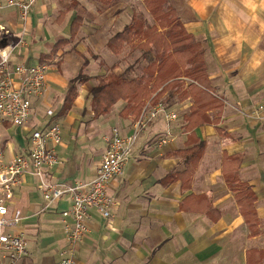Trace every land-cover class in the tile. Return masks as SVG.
<instances>
[{
    "label": "crops",
    "instance_id": "0c3cea01",
    "mask_svg": "<svg viewBox=\"0 0 264 264\" xmlns=\"http://www.w3.org/2000/svg\"><path fill=\"white\" fill-rule=\"evenodd\" d=\"M139 1L144 3L37 0L25 21L16 8L0 10V24L11 31L0 40L10 52L11 66L50 63L47 91L33 100L34 113L22 132L26 135L28 130L61 121L67 142L62 139L61 145H55L60 162L49 170L53 182L75 184L92 178L107 148L106 144L91 153L100 146L99 137L107 143L115 127L122 135L132 132L137 114L132 108L124 109L123 100L111 115H95L90 80L78 84L72 107L59 112L72 80L85 65L91 72L92 66L100 64L101 50L113 54L108 40L128 24L109 35L113 23L121 17L132 19L140 10L135 7ZM169 2L184 28L201 43L210 87L223 107L209 110L208 119L192 130L186 129L190 109L181 111L173 122L159 115L145 126L123 174L111 181L116 200L111 217L91 209L89 233L74 249L75 264H218L215 260L222 262L226 256L227 264H264V108L261 117L254 116L264 106V0H200L196 9L192 0ZM78 16L82 25L70 39ZM63 39L67 43L53 51ZM187 79L180 77L181 87L165 93L168 110L180 111L192 98L169 103L172 93L187 90ZM45 104H55L57 110L49 114L53 107L45 110ZM0 123L12 129L10 122ZM167 130L171 137L162 144L160 136ZM196 142L204 146L199 158L188 151ZM27 150L24 141L17 146L5 142L0 159L7 163ZM72 152L81 153V159H70ZM242 185L256 195L258 222L253 225L239 203ZM45 204L37 177L24 174L9 211L22 213L13 229L26 237L29 254L15 264H59L62 251L68 248L62 211L70 204L69 196L43 209Z\"/></svg>",
    "mask_w": 264,
    "mask_h": 264
},
{
    "label": "built area",
    "instance_id": "2783aa9c",
    "mask_svg": "<svg viewBox=\"0 0 264 264\" xmlns=\"http://www.w3.org/2000/svg\"><path fill=\"white\" fill-rule=\"evenodd\" d=\"M36 1L0 0V10L16 8L25 21ZM10 34V29L0 24V40ZM49 65V62L43 61L35 65L18 63L11 66L10 52L0 44V121L21 126L30 120L34 113L32 97L42 96L47 91ZM263 108L259 106L254 116L261 117L260 110ZM48 113L53 112L48 110ZM159 115L168 122L178 119V113L168 110L162 102L155 105L148 103L134 120L130 134L122 135L118 128H113L111 135L106 138L107 148L95 175L75 184L56 183L48 178L49 170L60 162L55 150V145L63 139L62 128L58 123L50 122L44 128L34 130L26 152L14 155L7 163H2L0 159V264H7L6 260L8 264H15L29 254L26 237L13 229L20 223L22 213L20 210L9 211L14 189L26 173H32L38 179L46 202L43 209L69 196L70 204L62 211L68 248L62 251L59 264H75L74 249L89 233L91 209H96L106 218L111 217L116 204L110 191L111 181L123 174L143 129ZM169 137L171 133L167 130L160 136L159 142L166 144Z\"/></svg>",
    "mask_w": 264,
    "mask_h": 264
},
{
    "label": "trees",
    "instance_id": "16d2710c",
    "mask_svg": "<svg viewBox=\"0 0 264 264\" xmlns=\"http://www.w3.org/2000/svg\"><path fill=\"white\" fill-rule=\"evenodd\" d=\"M144 4L154 22L150 23L143 11H135L123 30L109 38L108 47L114 55H119L128 45L136 43V47L148 52L145 55L148 57V64L141 75L132 77L117 73L115 69L118 65L112 64L106 74L97 78L91 89L92 109L96 116L105 115L118 101L123 100L126 102L124 109L132 108L133 113L138 116L147 101L151 105L158 102L164 104L165 93L176 87L179 89L180 77L186 76L190 83L187 90H181L179 100L188 97L193 99L190 110L185 115L186 129L192 130L208 119L209 110L223 107V101L210 87L202 45L184 28L169 0H144ZM81 25L82 18L78 16L72 22L70 39L77 35ZM67 41L68 39H63L58 42L53 51L57 50L58 44ZM151 50L155 51L154 57L149 55ZM81 75L72 80L59 114L66 113L72 107L78 94V84L85 81L81 79ZM203 147L202 142H196L188 151L199 158ZM237 195L246 220L250 225L256 224L255 193L249 186L242 185Z\"/></svg>",
    "mask_w": 264,
    "mask_h": 264
},
{
    "label": "rangeland",
    "instance_id": "374dc122",
    "mask_svg": "<svg viewBox=\"0 0 264 264\" xmlns=\"http://www.w3.org/2000/svg\"><path fill=\"white\" fill-rule=\"evenodd\" d=\"M135 7L144 12L147 20L150 23L154 22L152 16L149 15V13L146 11L144 3L142 1L141 2L139 1L138 3H136ZM130 21H131L130 16L124 17V18L121 17L117 24L113 23V31H112V33H109V35H112L115 32V30L121 29L126 23H129ZM114 22H115V20H114ZM136 45H137L136 43H134V45H128L126 47V49L124 50V52L119 54V55L110 54L109 51L106 53L105 50L104 51L101 50L100 56H99V58H101V60L97 61V62H100V64H96V65L92 66L93 69L91 72H89L88 69L85 68L86 67V65H85V67L82 69L83 73L81 75V79H85L86 81L90 80L91 85H94L97 82V78L99 76L106 74L109 67L114 63H116L118 66H120V68L116 70L120 74H123V75L128 76V77L141 75L143 73V68L145 66H147V64H148V57H146L148 52H143V50H141L139 47H136ZM91 52H93V54H96V52L94 50H91ZM149 55L154 57L155 51L151 50V52H149ZM88 56H89V58L93 57L91 54H88ZM102 56H104V57H102ZM91 59H94V58H91ZM131 69H134L136 71L135 75L133 74ZM188 81L190 82V80H188ZM88 85L89 84H86L85 88ZM178 96H179L178 92L172 93V95L169 99V103L170 102L176 103L179 100ZM32 99L36 100L37 98L33 96ZM188 99H189V101L185 103V105L181 108V110L176 111L177 113H179L178 116L181 114V111H185V110L190 109L191 104L189 105V102L192 101L193 99L192 98H188ZM118 105H119V102L113 106V108L109 112L110 114L109 113H107V114L111 115L118 108ZM45 106H46L45 110L48 107H53L51 109L52 112H54L55 109L57 110V108L55 107V104H51V106H50V104H45ZM55 123L62 125L60 120L55 121ZM26 124L21 125V126L12 125V129L7 130V128L4 127V125H2L0 123V148L5 142L7 143V145H9L10 143H14L15 146H17L20 143V141H24L25 143H28V148H29L31 145V133L33 131L29 132L30 130H28V134L24 135L22 132V128H25L24 126H26ZM62 133H63V137H64V132H62ZM106 133L109 135L111 133V128L108 129L106 131ZM99 139L101 140L100 146H97L95 151H94V149L93 150L91 149V153L101 151V149H103V147L107 144L103 140L102 136L99 137ZM63 141L67 142L66 137L63 138ZM57 145H59V144H57ZM60 145H61V143H60ZM72 157H74L75 160L78 161L79 159H81L82 154L78 153V155H77L76 152H72V155H70V159H72ZM73 162H74V160H73ZM227 260H228V256H226L225 260L222 262L219 261L218 259L215 261H217L218 264H227Z\"/></svg>",
    "mask_w": 264,
    "mask_h": 264
},
{
    "label": "clouds",
    "instance_id": "9594fccd",
    "mask_svg": "<svg viewBox=\"0 0 264 264\" xmlns=\"http://www.w3.org/2000/svg\"><path fill=\"white\" fill-rule=\"evenodd\" d=\"M199 3H200V0H192V7L196 9Z\"/></svg>",
    "mask_w": 264,
    "mask_h": 264
}]
</instances>
